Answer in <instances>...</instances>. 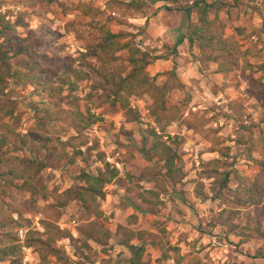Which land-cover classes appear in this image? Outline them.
<instances>
[{"label": "rangeland", "instance_id": "374dc122", "mask_svg": "<svg viewBox=\"0 0 264 264\" xmlns=\"http://www.w3.org/2000/svg\"><path fill=\"white\" fill-rule=\"evenodd\" d=\"M193 1L0 0L14 24L0 38V264H130L132 235L145 264H264V0H224L211 14L225 73L190 46ZM108 31L149 53L157 85L176 73L158 119L161 102L145 89L129 110L114 103L104 74L133 66L128 49L101 47ZM153 131L178 151V184L154 155ZM110 153L119 177L91 196L82 174ZM227 171L225 198L214 199ZM12 246L16 257L4 256Z\"/></svg>", "mask_w": 264, "mask_h": 264}, {"label": "trees", "instance_id": "16d2710c", "mask_svg": "<svg viewBox=\"0 0 264 264\" xmlns=\"http://www.w3.org/2000/svg\"><path fill=\"white\" fill-rule=\"evenodd\" d=\"M142 0H131V5L139 4ZM236 2H241V0H235ZM228 6V3L224 0H194L193 4H188L184 8V11L188 17H191L193 14L198 15V23L194 26L193 29L189 30L187 39L189 40L190 46L193 47L196 44L201 49V55L204 57L201 61H213L219 64L220 72L225 73L229 71V68H224V60L222 55L229 52L227 47L222 46L226 43L223 34L221 35L215 30L217 17L211 19V14L215 12L218 14L224 8ZM14 30V24L11 21L6 20V16L0 13V38L6 37L10 40V35ZM122 34H114L110 31L106 33L105 43L101 44L103 49L112 48L118 46L119 49H128L130 53V61L133 66L132 72L126 76L119 79L112 78L109 74H104V79L106 83L110 85L111 94L115 97L114 103L120 104L123 109L129 110L130 104L128 98L134 95H141L139 89H145L146 92H152V96L157 101L161 102L160 109L154 111L153 115L158 119L159 113L167 111V106L165 104V97L167 93L172 90L176 85H171V81H176V73L173 71L168 72L170 78L168 83L160 86L156 83V78H152L147 72L146 68L151 63L150 55L148 52H143L140 48L132 46L130 42L121 44L116 40L121 37ZM186 38H180L176 43V48L185 42ZM218 52H217V51ZM97 51V50H96ZM97 54V52H96ZM8 58V51L5 50V42L0 43V61ZM224 61V62H223ZM227 63V62H226ZM0 74V79H2ZM184 87L183 84H179ZM93 118V117H92ZM154 136V146L153 152L156 155L158 161H164L165 168L167 169L166 177L173 183L178 184L183 179L182 168L177 167V158L179 157L177 149L175 150L169 144L161 142L159 140L160 134L157 131H153ZM177 144L179 142H176ZM221 162V160H218ZM120 170L116 167H113L110 163L105 162V165L99 169L97 174L91 172H83L82 179L86 183V191L91 196L99 197L106 196L105 187L108 184L113 183L119 177ZM231 174L232 172H224L222 179L218 182L217 188L219 191H215V198L220 199L225 198L222 191L227 189L231 183ZM240 180H243L242 178ZM244 186V185H243ZM251 190H246V193L252 198L253 194H259L261 187L259 184H253ZM148 193H154L153 191L148 190ZM242 191L238 190L237 194H241ZM144 202H149L150 200L142 196ZM238 205H246L248 200H243V198L237 197ZM255 201V200H254ZM134 239V236H130L128 240L124 243L126 247L132 252V258L130 259V264H145L144 255L146 253V247L144 245L132 244L131 241ZM16 246L9 247L6 250H3L4 256L6 257H16ZM13 264H22V260L14 259Z\"/></svg>", "mask_w": 264, "mask_h": 264}, {"label": "built area", "instance_id": "2783aa9c", "mask_svg": "<svg viewBox=\"0 0 264 264\" xmlns=\"http://www.w3.org/2000/svg\"><path fill=\"white\" fill-rule=\"evenodd\" d=\"M107 162L110 163L113 167H116L117 169H121L122 167L118 159L112 156L111 153L107 155ZM21 233H23V231H21Z\"/></svg>", "mask_w": 264, "mask_h": 264}, {"label": "crops", "instance_id": "0c3cea01", "mask_svg": "<svg viewBox=\"0 0 264 264\" xmlns=\"http://www.w3.org/2000/svg\"><path fill=\"white\" fill-rule=\"evenodd\" d=\"M181 45H182V44H181ZM181 45H180V46H181ZM184 45H185V42H184ZM178 48H180V47H178Z\"/></svg>", "mask_w": 264, "mask_h": 264}]
</instances>
